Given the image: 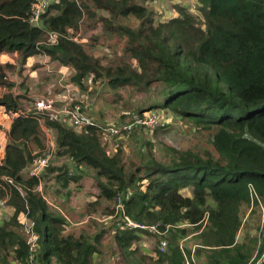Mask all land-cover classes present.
Returning <instances> with one entry per match:
<instances>
[{
	"label": "trees",
	"instance_id": "obj_1",
	"mask_svg": "<svg viewBox=\"0 0 264 264\" xmlns=\"http://www.w3.org/2000/svg\"><path fill=\"white\" fill-rule=\"evenodd\" d=\"M170 1L164 13L153 0H0V54L17 53L0 61V104L17 112L0 162V200L12 209L0 220V264H264V0ZM32 71L40 94L62 77L88 94L103 82L123 105L114 125L134 128L111 132L90 115L77 131L32 108ZM15 77L22 90L11 91ZM148 110L174 120L136 123ZM171 127L197 141L184 145ZM71 185L91 197L66 205L79 224L65 230L53 202L66 203Z\"/></svg>",
	"mask_w": 264,
	"mask_h": 264
},
{
	"label": "rangeland",
	"instance_id": "obj_2",
	"mask_svg": "<svg viewBox=\"0 0 264 264\" xmlns=\"http://www.w3.org/2000/svg\"><path fill=\"white\" fill-rule=\"evenodd\" d=\"M153 3H154V5L158 6L159 10L163 11L164 13H168L171 10V1L170 0H153ZM15 53L16 52H13V53L7 52L8 55L7 54L6 55L8 58L10 56H12L15 59L17 57V53H16V56H15ZM36 56H38V55L34 54V55L29 56L28 57V58H30L29 61L31 60V58L36 61L37 60ZM38 59L41 60L40 57H38ZM7 62H9V61H7ZM26 64L30 65L29 62ZM46 65L48 66V69H51L52 67L55 66V64L51 63V62L50 63L46 62ZM61 68H63V67H60V69ZM64 70L65 69L63 68V72H64ZM7 75H9V74H7ZM36 75L37 74L35 72L33 74L32 78H31L32 75H29V77L27 79L24 78V84H25V86H27V91L24 93L29 97L33 96L34 100H36V98L52 97L53 109L56 111V117L53 119L61 120V121H69L77 131H81V129L83 128L82 126H80L81 124L78 126L77 125L75 126L70 120H68L66 118V116H64L63 112H61V111L57 112V111H58L59 107H61L63 105L73 106L74 104H72L70 102L73 101L74 99L80 100V97L83 96L84 99L81 100V102H79L80 104L78 103L79 113H81L87 117H89L90 115H92L94 117H98V118L104 117V119L106 121H109L108 122V124H109L108 125V131L112 130L114 132L120 133L119 129H121L124 126H127V124H129V123H127V124L123 123L121 126H118V125L115 126L114 125L115 117L112 114L116 113L119 116V114L124 111L123 105L121 103H117L115 107L112 106L113 104L110 102V99L107 98V96L105 94L107 92H113V91L107 85L103 84V82H98V81H96L94 83L91 82L89 84L90 89H91V91L93 89L94 93L92 94V92H91L90 94H88L87 91H85V90H80V89L78 90L76 85L66 83L65 77H62L61 79H63V81H61L59 79L58 85L56 84L57 81L51 82V85H50V88L48 89L47 94H42V93L40 94L41 88L39 87L38 79H37ZM19 80H20V78H17V77L14 78V81L16 83L14 82L15 84H14V87L11 91L22 90L21 88H18V87L16 88L17 82ZM89 80H91V79L89 78ZM89 82L90 81L87 80V82H86V80H85V83L88 84ZM59 83H60V85H62V88L57 90V88L60 87ZM18 86H20V85L18 84ZM53 88H55V89H53ZM125 96H127V95H125ZM31 107L33 108V106H31ZM152 112L156 113V119H158L159 124L161 122L166 123V122H170V121L174 120L173 116L167 114L165 111H159V112L152 111ZM147 113H151V112H149V110H148ZM136 115H137V113H135L133 115V117H135ZM158 123H156V124H158ZM156 124L149 123L147 126L153 128ZM182 124L185 125L186 123L183 122ZM110 128H116V129L109 130ZM133 128L127 127V131H130ZM171 128L172 129L170 131L172 133V137L177 138V140L179 142L183 143L184 145L192 144L195 141H197V138L195 136H193L194 133L185 135V134L179 132V129H177L175 127H171ZM141 129H142L141 132L144 133L145 136L147 135V133L149 134V130L147 129V127H142ZM46 133L48 136L47 144H49L52 148L53 140H52L50 131L46 130ZM108 137H110V135H107V136L105 135L106 140H109ZM106 142H107V148L108 149H112V150L115 149L117 143L114 142V144H112L111 141H106ZM53 149H54V147L52 148V151H53ZM52 151H49L48 155H46V156L45 155H39L36 158H45V160H46V159H48L49 156L50 157L52 156V154H51ZM1 153H2V151L0 149V154ZM35 161L36 160L33 161V164L35 163ZM47 162H48V160L46 161V163ZM31 169H32V167L29 168L30 171H31ZM71 188L73 190L72 191L73 194L66 203H62L59 201L53 202V206L55 208L58 207L60 210L62 209L61 211L66 213L68 216V220L66 221L65 228H64L65 230H69V229L72 230L73 228H75L79 224V221H74V219H73V218H77L78 215H76L72 211L70 214H68L67 213L68 212V209H67L68 206H66V205H73L74 209L77 211V210H79V208H81L80 205L82 203H84V201L88 200L91 197V195L86 194V191L83 189L76 190L73 185H71ZM63 208H66V210H64ZM11 210H12L11 207L6 205L5 202H3V200H0V220L7 217V215L11 213ZM79 218L77 220H82ZM97 218L99 220H101L102 222H111L113 219L112 217H110V215L97 216ZM144 224H146V223H144ZM26 225H28V224L26 223ZM146 226H147L146 228L149 229L148 227H150L151 225H146ZM156 228H157V226H155V228L151 229V230L156 231ZM30 241L32 244V250L34 251L35 250L34 247L36 246L35 240H34V238H30ZM142 241L145 245L144 250L150 251V248H151V245L153 242L152 237L144 236V239H142ZM33 260L35 261V258H33Z\"/></svg>",
	"mask_w": 264,
	"mask_h": 264
},
{
	"label": "built area",
	"instance_id": "obj_3",
	"mask_svg": "<svg viewBox=\"0 0 264 264\" xmlns=\"http://www.w3.org/2000/svg\"><path fill=\"white\" fill-rule=\"evenodd\" d=\"M38 4H36L35 6L37 7ZM35 7V8H36ZM38 11L35 10V12L33 13V16L30 18V20H36L37 17H38ZM35 108L37 110H47L49 111L48 112V116L50 118H55L56 117V111L53 109V101H52V98L51 97H45V98H40V99H37L35 101ZM63 112L64 116H66V118L68 120H70L75 126L77 125H80L82 127L84 126H87V125H92L91 122L89 121L90 118L79 113V110H78V104H74L73 106H61L59 107L58 111L57 112ZM149 112L151 113H147L146 112V115L144 117H141V116H138L136 115L135 116V120H136V123H143L145 125H148L149 123L151 124H156L158 123V119H156V113L152 112V110H149ZM129 128L130 127V124H127V126H124L123 128ZM111 129H116V128H110L109 130ZM111 132H114L111 130ZM47 158V157H46ZM35 163L32 164V169H31V173H37L43 166L46 165V161L48 159L45 160V158H36L35 159ZM0 162H1V159H0ZM8 180H10L9 178H6ZM38 188L40 189V184L37 185ZM125 224L128 228H146L147 224H144V223H141L139 221H136V220H133L129 217H126L125 218ZM149 229L148 230H151V229H154L155 226L154 225H151L150 227H148ZM147 229V228H146ZM30 238H34L35 239V236L34 234H31L30 233V237H29V241H30ZM165 245V241H161V247H163ZM32 249V247H31Z\"/></svg>",
	"mask_w": 264,
	"mask_h": 264
},
{
	"label": "crops",
	"instance_id": "obj_4",
	"mask_svg": "<svg viewBox=\"0 0 264 264\" xmlns=\"http://www.w3.org/2000/svg\"><path fill=\"white\" fill-rule=\"evenodd\" d=\"M7 53H2L0 54V61L1 62H11L13 63L14 62V58L12 56H10L9 58L7 57L6 55ZM30 58H27V63L29 62L30 64L34 61V59L31 58V60L29 61ZM33 74H34V71L30 72V75H32L33 77ZM6 91V88L0 86V95ZM37 99H40V98H36ZM34 100V105H33V108H35V101ZM29 109V107H28ZM36 109V108H35ZM40 111H43V110H40ZM17 113L16 112H13L12 110H6L4 105L0 104V149L2 151V153L0 154V159L2 158L3 156V153H4V146H5V143H6V139H7V130L9 129V125H10V122L12 120V118L16 115Z\"/></svg>",
	"mask_w": 264,
	"mask_h": 264
},
{
	"label": "clouds",
	"instance_id": "obj_5",
	"mask_svg": "<svg viewBox=\"0 0 264 264\" xmlns=\"http://www.w3.org/2000/svg\"><path fill=\"white\" fill-rule=\"evenodd\" d=\"M17 113V112H16ZM41 188V187H40Z\"/></svg>",
	"mask_w": 264,
	"mask_h": 264
}]
</instances>
